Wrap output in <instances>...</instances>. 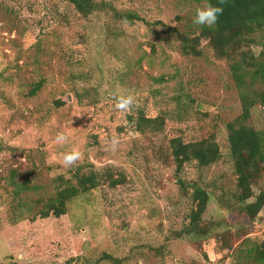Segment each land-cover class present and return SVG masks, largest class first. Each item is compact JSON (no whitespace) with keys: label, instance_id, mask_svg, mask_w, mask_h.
Wrapping results in <instances>:
<instances>
[{"label":"rangeland","instance_id":"obj_1","mask_svg":"<svg viewBox=\"0 0 264 264\" xmlns=\"http://www.w3.org/2000/svg\"><path fill=\"white\" fill-rule=\"evenodd\" d=\"M105 2L108 9L85 17L68 0H0V264H75L73 258L104 251L124 264H255L248 250L264 240V209L254 221L239 214L227 129L242 112L239 89L207 40L201 56H187L178 38L199 35L193 18L206 3ZM116 12L142 21H121ZM129 95L149 98L157 114L180 112L182 122L168 119L156 134H119L112 102ZM92 101L100 102L96 109ZM89 109L91 124L109 131L110 138L101 131L107 142L98 146L87 133ZM250 124L264 131V105ZM61 132L68 139L57 144ZM212 135L222 159L207 168L191 162L178 173L171 139ZM74 149L81 159L66 167L63 156ZM88 165L125 182L113 188L104 180L60 219L13 223L15 184L37 187L28 194L36 204L55 195L59 176L73 179ZM184 184L210 194L202 224L221 226L205 238L185 234L196 204ZM262 190L264 176L255 196Z\"/></svg>","mask_w":264,"mask_h":264},{"label":"trees","instance_id":"obj_2","mask_svg":"<svg viewBox=\"0 0 264 264\" xmlns=\"http://www.w3.org/2000/svg\"><path fill=\"white\" fill-rule=\"evenodd\" d=\"M75 9L85 17L93 13L108 9L105 0H68ZM119 2L123 0H111ZM196 3H206L220 6L224 9L217 23L212 27L201 26L200 33L195 38L178 34L182 42L183 53L187 56H201L198 47L202 40H207L218 59L229 63L232 78L239 89L242 112L233 122L228 123L230 150L234 160L235 172L238 176V194L236 200L240 206L239 214L251 221L257 219L264 209V190L255 196L254 187L264 176V131H258L251 126L252 112L258 105H264V0H192ZM116 18L134 23L142 21L135 13L116 12ZM43 83L35 85L31 95L35 96L42 88ZM134 103L127 111L115 107L118 100L112 102L114 110L120 115V126L117 132L122 135L135 137L162 132L167 120L182 122L179 113L175 118L169 115L157 114L152 102L144 96H134ZM99 101H92L89 105L96 109ZM61 101L57 106H64ZM88 105V107H89ZM88 129L89 141L92 146L106 143L103 133L108 129L101 125H92L89 109ZM102 131V132H101ZM97 132V133H95ZM110 138V136L108 137ZM171 157L174 159L177 172L181 173L186 164L197 162L201 167H211L222 159V152L212 135L209 138L194 142H187L178 136L170 141ZM104 180L109 181L113 188L125 182L123 177L114 178L113 174H104L93 165L80 167L73 174V179L59 176L55 180V195L46 201L39 200L36 204L28 198L32 190L37 187H26V184H15L13 200L10 204L11 220L20 223L26 220H46L51 217L60 219L68 215L70 207L76 201L89 196L98 190ZM184 188L192 190V198L196 208L190 214V225L187 235L209 236L215 225L210 223L203 226V217L210 202L209 192L198 184ZM254 201H251L254 199ZM41 209L35 213V209ZM248 258L255 264H264V240L248 250ZM75 264H124L125 259H120L106 251L99 255L89 254L73 258Z\"/></svg>","mask_w":264,"mask_h":264},{"label":"clouds","instance_id":"obj_3","mask_svg":"<svg viewBox=\"0 0 264 264\" xmlns=\"http://www.w3.org/2000/svg\"><path fill=\"white\" fill-rule=\"evenodd\" d=\"M220 4L224 3V0H219ZM224 9L220 6H212L208 4L206 7L198 8L196 10L195 16L193 18V23L197 26H207L212 27L214 26L219 17L223 14ZM134 103V98L129 95L127 97L121 96L118 99L117 104L115 107L119 110L127 111L131 108ZM68 137L63 133H59L56 136L55 143L61 144L66 142ZM118 143L116 140H113V145ZM81 153L78 150H73L69 153L64 154L63 156V164L66 167L71 168L76 164L77 161L81 159Z\"/></svg>","mask_w":264,"mask_h":264}]
</instances>
